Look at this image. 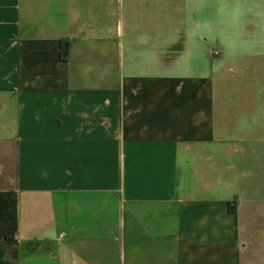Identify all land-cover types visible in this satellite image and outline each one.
Segmentation results:
<instances>
[{
    "label": "crops",
    "instance_id": "crops-1",
    "mask_svg": "<svg viewBox=\"0 0 264 264\" xmlns=\"http://www.w3.org/2000/svg\"><path fill=\"white\" fill-rule=\"evenodd\" d=\"M0 264H264V0H0Z\"/></svg>",
    "mask_w": 264,
    "mask_h": 264
},
{
    "label": "trees",
    "instance_id": "trees-1",
    "mask_svg": "<svg viewBox=\"0 0 264 264\" xmlns=\"http://www.w3.org/2000/svg\"><path fill=\"white\" fill-rule=\"evenodd\" d=\"M67 43H65V45H64V49L62 50V52H63V56H65L66 55V48H67V45H66Z\"/></svg>",
    "mask_w": 264,
    "mask_h": 264
}]
</instances>
